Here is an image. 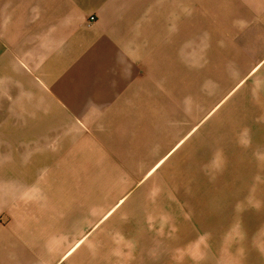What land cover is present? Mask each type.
<instances>
[{
    "label": "crops",
    "instance_id": "0c3cea01",
    "mask_svg": "<svg viewBox=\"0 0 264 264\" xmlns=\"http://www.w3.org/2000/svg\"><path fill=\"white\" fill-rule=\"evenodd\" d=\"M258 118L264 0H0V264H93Z\"/></svg>",
    "mask_w": 264,
    "mask_h": 264
},
{
    "label": "rangeland",
    "instance_id": "374dc122",
    "mask_svg": "<svg viewBox=\"0 0 264 264\" xmlns=\"http://www.w3.org/2000/svg\"><path fill=\"white\" fill-rule=\"evenodd\" d=\"M205 104L206 113L214 103ZM263 124L241 127L202 173L179 169L171 183L141 189L142 220L110 228L109 252L93 264H264Z\"/></svg>",
    "mask_w": 264,
    "mask_h": 264
},
{
    "label": "built area",
    "instance_id": "2783aa9c",
    "mask_svg": "<svg viewBox=\"0 0 264 264\" xmlns=\"http://www.w3.org/2000/svg\"><path fill=\"white\" fill-rule=\"evenodd\" d=\"M92 20H94V18H93V17H91V18H90V21H92Z\"/></svg>",
    "mask_w": 264,
    "mask_h": 264
}]
</instances>
